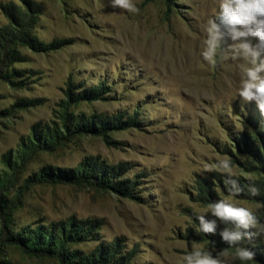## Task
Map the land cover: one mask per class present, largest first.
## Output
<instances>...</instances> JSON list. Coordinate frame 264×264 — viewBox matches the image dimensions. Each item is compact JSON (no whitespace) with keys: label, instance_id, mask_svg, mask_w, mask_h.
<instances>
[{"label":"rangeland","instance_id":"rangeland-1","mask_svg":"<svg viewBox=\"0 0 264 264\" xmlns=\"http://www.w3.org/2000/svg\"><path fill=\"white\" fill-rule=\"evenodd\" d=\"M134 3L0 0V264H182L193 241L215 255L228 245L195 216L222 198L264 222V117L239 100V62L200 56L216 0ZM224 157L239 196L204 171ZM84 169L105 185L43 176ZM66 228L76 242L48 253L43 234ZM245 246L264 264V238Z\"/></svg>","mask_w":264,"mask_h":264},{"label":"clouds","instance_id":"clouds-1","mask_svg":"<svg viewBox=\"0 0 264 264\" xmlns=\"http://www.w3.org/2000/svg\"><path fill=\"white\" fill-rule=\"evenodd\" d=\"M110 5L130 14L139 12L134 0H110ZM216 9L214 16L209 17L203 26L200 56L212 68L229 59L239 62V100L244 105L255 103L264 117V0H216ZM204 171L222 173L230 197L239 196L244 191L235 178L230 157L205 164ZM245 178L250 181L249 194L253 197L260 195L250 174ZM209 214L211 218H208ZM195 217L199 222L198 233H218L228 247L213 255L212 251L201 247L200 242L193 241L191 250L182 257V264H232L235 259L257 264L255 252L245 246V242L254 236L264 238V222L253 209L222 198L208 203Z\"/></svg>","mask_w":264,"mask_h":264},{"label":"trees","instance_id":"trees-1","mask_svg":"<svg viewBox=\"0 0 264 264\" xmlns=\"http://www.w3.org/2000/svg\"><path fill=\"white\" fill-rule=\"evenodd\" d=\"M18 35H19L18 36L19 37L18 38L19 41L21 39H23L22 31H20ZM2 38H3V40L6 41L5 36H3ZM31 45L34 46L33 44H31ZM85 96L87 97V96H91V95L90 94H85ZM116 123H117V121L114 120L112 123H107L104 127L105 128H107V127H116V125H117ZM87 129H90V128H87ZM36 133H37V129H34V131H33V135L35 136L34 140L36 142H39L38 138H40V137H37L38 135H36ZM59 139H61L60 134L56 133V135H54L52 137L49 136L48 139H45V142L47 143V144L45 143V145L46 146H50V148L55 147V146H57V141ZM29 147L24 149V151H25L24 157H27L29 155V152H27V151H31V149ZM31 147H34V146H32V144H31ZM9 165H10V163H9ZM89 166H90V164H89ZM86 167H88V165H86ZM12 169H13V166H12ZM93 173H94V169L93 170H89V171H86L84 169V170L78 171L77 173H75L74 171L64 172L63 174L58 173L59 175L57 176V175H53L52 173H48V172H46V170H44L43 176L44 175H47L49 177L51 176V178H55V179L60 180V181H65V180L73 181V182H76V185H82V184H85V183H91L90 179L93 178V179H98L99 180L100 186L105 185L104 184V180H103L105 178V175L102 174V172L100 171L99 173H101V177L102 178L99 179V178H97L98 175L96 173H95V177L94 176L91 177V175ZM1 182L3 183L4 181L1 180V177H0V183ZM68 226H67V228H68ZM67 228L65 229L66 232H64V229H62L60 234H55V232H50V233H44L43 234V237H42L43 238V242H44L43 246L46 247L45 250L48 253L52 254V253L58 252L60 255L64 254V252L68 249L69 241L70 242H76V238L78 237V234H80V233H78V231L76 233L75 230H71V229L67 231ZM73 228H74V226H73ZM74 232L76 233L75 235H74ZM36 247H38V245H36Z\"/></svg>","mask_w":264,"mask_h":264}]
</instances>
